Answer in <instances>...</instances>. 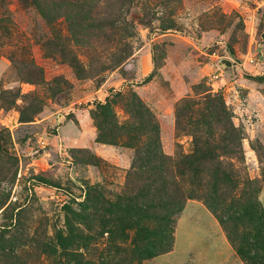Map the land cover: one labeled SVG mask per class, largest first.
Returning a JSON list of instances; mask_svg holds the SVG:
<instances>
[{"label":"rangeland","instance_id":"obj_1","mask_svg":"<svg viewBox=\"0 0 264 264\" xmlns=\"http://www.w3.org/2000/svg\"><path fill=\"white\" fill-rule=\"evenodd\" d=\"M217 102L225 118L188 124ZM139 104L181 204L148 170ZM195 133L220 161L199 175ZM248 181L264 214V0H0V264H246ZM167 224L171 251L135 261Z\"/></svg>","mask_w":264,"mask_h":264},{"label":"trees","instance_id":"obj_2","mask_svg":"<svg viewBox=\"0 0 264 264\" xmlns=\"http://www.w3.org/2000/svg\"><path fill=\"white\" fill-rule=\"evenodd\" d=\"M40 8H41V5H40ZM215 97L217 98V100L218 98H220L219 96L218 97L215 96ZM188 105H187V108H189ZM139 106L140 108L136 110L135 114H133V118L142 119L141 123L137 125L136 139L138 140L141 139L140 135L145 137V142H143L144 147L142 149L146 150L145 151V154H146L145 162L148 166V170H152L156 166V171L159 177V180L157 181L161 182V184H159V186L157 187L160 195L162 196L164 194H169V192L171 191L172 198L176 199L177 205L181 204L182 198L180 196H183V195L185 196L186 193L183 191L179 192L178 189H176L177 184L174 182V180L173 182H171V184L169 183L170 172H168L169 170L165 166L167 162L164 159V156L161 150L162 148H161V142H160V131L158 129V126L156 125V123H154V121L150 119H145V115L149 113V110H146V107H144L142 104H139ZM36 107L37 106L33 105V108H36ZM223 107H224V103H223ZM223 107H222V104L220 106V102H217V104L212 106L211 112L209 114V118L207 117V114L201 113L200 119H192V117H190L187 122L188 124H190V126L192 127L194 126L198 130L197 125L200 123L202 124L213 123L214 117L217 113L218 115H220V119L222 117L225 118L226 112L224 111ZM102 109L103 111H101V115L104 116L105 120L102 123H100L101 133H100L99 141L103 143H113V141H111V139L109 138H113L114 127L116 126L115 124L111 123V119H113L114 117L112 115V112H110V109L108 108V106H103ZM140 111H141L140 117H137V113ZM183 114H179L181 115V120H184L183 118L186 116L185 113ZM21 117H22V122L27 123V122L32 121L30 117L25 116L24 111H21ZM103 130L104 131L107 130L108 133H105ZM194 138L196 142V151L192 155H189V157H187L188 162H186L185 164L189 165V168H187V170L190 172V174L199 175L202 172H205V168H207V166L213 168L215 166L214 163L219 165L220 161L216 157L212 156L213 155L212 150L205 152L206 145L198 147L199 142H201V137L199 136L198 133L194 134ZM157 162L159 163L158 165H156ZM181 173L182 172H179V175H183ZM223 176L226 178L225 181L227 184V181H228L227 173L224 172ZM221 182H223L222 178H221ZM257 184H258L257 182L248 181V185L245 187L246 190L244 191L246 195L245 197L246 203H245V206L242 205L243 208H245L244 214L246 213L249 217H251L249 221L256 218V220L254 221L257 223V226L256 228H253L252 230L253 237H242V240H243L242 246L238 247L236 245L238 254L242 257V259L245 261L246 264H264V214L261 211H259V208H260L258 204L259 200L254 193L256 192V187L258 186ZM168 186L172 188L168 189ZM160 187L162 188L159 189ZM214 190L213 192H215ZM152 193L153 191L151 189L147 190L148 196H143V197L150 201ZM138 204L139 202L136 199V201L132 205H130L131 210L127 212L129 216H132L130 212ZM244 214L242 215L243 217H244ZM138 216L140 215L138 214ZM239 221L240 220H238L237 218H231V219L228 218V220L226 221L221 216H219V222L222 224V226L227 228V231L230 235H233L234 233H236L237 229L232 230L231 228L233 226L235 228ZM170 234H171V229L169 228L168 224L165 225L164 228L162 227L159 230V232L157 233V237L161 238L160 242L162 243V246L158 245V243L154 241V237H148L149 234L143 237L144 241L139 243L140 248H138L139 252H138V255L135 261L141 262L144 259L150 260L154 257H157L160 254L171 251L172 239L170 238L171 237ZM249 234L251 235V233ZM228 238L232 240V243L235 244V241L238 237H228ZM88 248L89 247H85L84 249L88 251ZM82 263H83V255L79 254V255L73 256V264H82Z\"/></svg>","mask_w":264,"mask_h":264},{"label":"water","instance_id":"obj_3","mask_svg":"<svg viewBox=\"0 0 264 264\" xmlns=\"http://www.w3.org/2000/svg\"><path fill=\"white\" fill-rule=\"evenodd\" d=\"M221 64L226 66V67H231L232 66V62L228 59H224L223 61H221Z\"/></svg>","mask_w":264,"mask_h":264}]
</instances>
